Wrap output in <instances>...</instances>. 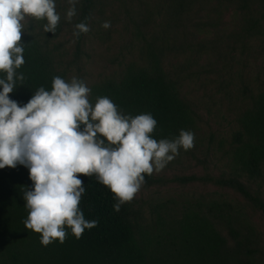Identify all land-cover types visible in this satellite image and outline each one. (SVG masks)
<instances>
[{"label":"trees","instance_id":"obj_1","mask_svg":"<svg viewBox=\"0 0 264 264\" xmlns=\"http://www.w3.org/2000/svg\"><path fill=\"white\" fill-rule=\"evenodd\" d=\"M229 6L236 7L241 19L238 30L225 38L221 15ZM70 7L67 0H56L61 19L55 34L44 31L46 20L29 17L20 41L25 63L17 69L24 80L17 81L10 98L23 105L40 87L50 91L53 77L69 81L68 50L60 39L74 36V62L80 61L89 35H109L102 24L113 9L110 21L123 16L135 57L118 75L90 85L89 101L94 105L97 98L109 97L125 115L151 113L157 126L150 135L157 142L175 139L181 129L193 132L194 147L181 149L174 160L191 157L203 173L169 178L153 172L145 174L142 186L176 182L201 184L205 190L133 198L116 211L118 201L108 187L94 174H78L86 189L79 207L97 226L80 239L67 229L64 243L44 246L41 234L24 224L28 209L23 192L32 186L29 170L5 167L0 169V264H264V232L252 213L264 217V84L241 86L242 105L231 137L219 141L214 135L202 138L201 116L183 90L192 76L209 73L214 65H205L209 54L218 56L222 70L235 61L238 45L244 51L259 43L264 52V0H79L77 14L68 21ZM80 22L90 30L77 37ZM181 57L186 58L183 64L168 68ZM232 84L229 78L220 88L229 93Z\"/></svg>","mask_w":264,"mask_h":264},{"label":"clouds","instance_id":"obj_2","mask_svg":"<svg viewBox=\"0 0 264 264\" xmlns=\"http://www.w3.org/2000/svg\"><path fill=\"white\" fill-rule=\"evenodd\" d=\"M66 19L77 14L79 0H67ZM26 17L46 20L44 31L55 34L60 22L56 0H0V169L22 165L32 186L23 192L28 217L25 227L41 234V244L64 243L67 229L80 239L98 221L85 219L79 207L86 189L78 174L96 176L114 193V208L133 200L145 174L163 170L194 147L195 134L184 129L175 139L157 142L150 134L157 126L151 113L125 115L109 97L93 105L82 80L53 77L52 89L40 87L21 105L11 99L24 63L20 43ZM102 27H111L105 21ZM89 26L75 25L74 35Z\"/></svg>","mask_w":264,"mask_h":264},{"label":"rangeland","instance_id":"obj_3","mask_svg":"<svg viewBox=\"0 0 264 264\" xmlns=\"http://www.w3.org/2000/svg\"><path fill=\"white\" fill-rule=\"evenodd\" d=\"M120 13H123V11L121 10ZM113 16V9H109L105 20L110 21V17L113 18ZM221 17L223 19L224 37L227 38L231 32L238 30L237 25L241 17L234 6L224 9ZM29 19V17H26L22 21L25 28L28 26ZM119 19L116 23L110 21V28L114 31L106 29L105 31L109 35L104 34L99 39L93 36V34L89 35L85 51L81 54L80 61L78 62H74V36L68 34L66 37L60 39L68 50L65 59L69 62V76L71 78H78L83 74V82L89 87L93 83L107 77L118 75L125 68L126 63L135 57V55L130 54V38L123 31V16H120V14ZM225 38H223V41ZM223 44L225 43L223 42ZM258 44L251 43L253 47L244 51L238 45L235 61L229 62L230 66L226 65L227 67H223L222 70L220 68L223 63L216 60L218 56L209 54L205 56L204 60L205 65H208L210 62L214 64L213 67L209 68V73L194 75L186 80L183 90L197 106V111L201 116L199 124L201 129L200 134L204 140L206 139L207 141L211 135H214L217 141L223 138H230L232 125L242 105L239 92L241 86L247 83H250L252 86L264 84V52H261ZM185 60L186 58L184 57L175 59L168 68L175 69L177 65L183 64ZM201 61L204 64L203 59ZM197 69L198 67L194 66L193 70ZM229 78H231L233 84L229 86L231 91L227 93L228 89L226 87L220 88V83L222 81L227 83ZM216 145L219 146L218 143ZM173 161L169 162L163 170L159 172L154 171V173L158 176L169 178L176 175L203 173V167L198 165L197 160L191 157L183 156L181 161ZM219 166H223V163H219ZM214 171L218 172L219 168H214ZM214 189L216 188L213 187L209 190L213 191ZM204 190L205 187L201 184L183 187L176 182H169L165 185H156L149 188L141 186L134 198L143 197L148 199L152 196H168L169 194L178 196L182 193H187V191L198 193ZM229 193L233 195V192ZM236 196L239 202L243 201L242 197ZM252 213L256 223L264 232V217L258 212L252 211Z\"/></svg>","mask_w":264,"mask_h":264}]
</instances>
